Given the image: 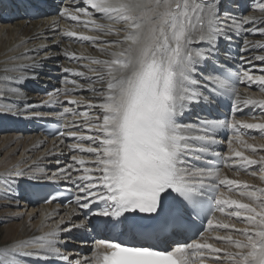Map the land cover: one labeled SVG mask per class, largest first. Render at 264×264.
I'll return each instance as SVG.
<instances>
[{"label":"snow or ice","instance_id":"1","mask_svg":"<svg viewBox=\"0 0 264 264\" xmlns=\"http://www.w3.org/2000/svg\"><path fill=\"white\" fill-rule=\"evenodd\" d=\"M82 2L93 11L78 6L71 11L67 6H58L56 0H18L28 14L40 15L45 10L55 9L58 17L52 21L50 30L58 25L60 18H66L104 35L119 36L123 32L120 40L105 43L126 46L119 51L100 48L99 51L109 52L112 57L104 60L65 52L69 59H86L102 67L97 70L81 65L88 70L85 72L61 66V73L83 78L86 83L62 80L71 83L73 88L54 89L46 93L49 99L39 103V107L64 102L85 105L100 109L99 116H90L87 111L78 113L69 107L44 113L29 103L23 91L24 83L39 79L42 61L34 60L27 66L33 73L31 76L4 75L0 79V84L5 85L16 82L15 87L0 91H10L18 98L11 104L0 105V117L43 119L58 116L63 120L68 115H81L82 126L96 133L93 136L71 130L59 132L61 137L95 144L96 147H84L80 143L68 145L70 151L88 153L95 157L94 160L73 155L70 158L73 163L63 167L57 160L56 171L50 174H37L27 168L15 169L0 177L3 195L13 199L21 185L31 193L36 187L33 181L71 182L75 191L69 190L72 199L67 202H74L79 209L73 210L68 219L60 220L46 237L35 241L38 249L25 251L27 242L0 249V264H23L29 259L33 264H205L208 259H214L216 264H264V188L221 178L220 172L224 160H233L231 167L245 171L251 166L264 170V156L253 159L235 149L222 156L215 151L221 143L218 136L228 129L237 133L234 139L245 148L253 152L264 150V146L257 149L239 135L240 128L264 132V123L213 118V112H218L228 99H234L233 109L239 104L264 109V98L247 97L241 101L237 88L239 83L256 84L264 92V75H252L251 67L241 70L230 55L233 45L241 52L264 50V42L246 39L249 35L264 36V16L244 15L247 8L252 7L246 6L245 0ZM253 3L255 10L264 13V0H253ZM94 13L122 27L97 23ZM62 35L87 42L101 39L70 29ZM51 39L58 47L55 38ZM52 46L40 45L31 51L38 54ZM57 56L48 51L43 60ZM239 59L249 65L254 60L264 64V55L248 59L241 55ZM23 67L14 66L3 71H20ZM259 71L264 72V67ZM97 83L101 86L95 87ZM76 90L97 93L98 103L68 98V93ZM61 94L65 96L63 102L59 99ZM195 109L201 114L194 122H185V117ZM61 127H81V122L71 121ZM231 143L230 139L229 146ZM251 174L256 175L255 172ZM220 185L230 189L233 186L255 188L240 192L253 203L224 199ZM63 195L62 192L49 195L45 203ZM225 207H234L235 210L226 214L245 220L249 226L237 229L235 225L217 222L215 213H224ZM214 227L230 233L235 231L243 239L231 234L206 236L205 232ZM92 231L130 235L140 242L93 241L91 254L86 257L67 251L76 240L86 244ZM209 240L225 242L235 250L217 248Z\"/></svg>","mask_w":264,"mask_h":264},{"label":"bare ground","instance_id":"2","mask_svg":"<svg viewBox=\"0 0 264 264\" xmlns=\"http://www.w3.org/2000/svg\"><path fill=\"white\" fill-rule=\"evenodd\" d=\"M58 6H67L71 11H74V7H89V11H93L90 6H87L82 0H56ZM248 7L244 12V15L251 16H264L258 10H255L253 0H245ZM2 14L4 18L2 17ZM5 15H9V19L5 18ZM58 17V12L55 9H48L40 14L38 17H32L25 12V9L19 6L18 0H0V79H3L4 75L17 77L20 75L31 76L33 73L27 70V66L31 65L34 60L42 61L41 69L38 70V80H26L24 83L23 91L26 93V97L29 103L37 106V110L50 113L53 112L51 105L48 107H39L41 100H47L49 97L46 95L48 92H53L54 89H72L71 83L62 82V80H77L78 83H86L85 79L77 77L68 73H61L60 67L71 68L78 71L88 70L81 67V65H89L90 67L101 69L102 65L94 64L89 60H73L69 59L64 53H76L78 56H91L100 60L111 59L109 52H101L100 48L108 49L109 51H119L120 48L125 47L123 44H110L105 41L120 40L124 35L123 32L119 36L116 35H104L100 32L90 31L85 28L82 23H78L66 18H60L57 26L52 27V21ZM94 19L97 23L107 24L113 23L115 27L120 28L122 25H115L114 21H108L101 19L99 14L94 13ZM83 19H87L84 17ZM91 27V26H90ZM73 30L78 33H85L86 35L101 37V39L87 42L79 41L76 38H67L62 35L65 30ZM52 37L59 43V46L53 44ZM249 41L264 42V36L261 35H249L246 37ZM239 43V42H238ZM40 45H53L50 49L40 51L38 54L32 49L37 48ZM51 51L57 53L58 56L55 59L43 60L47 52ZM234 57V63L241 69L245 70L251 67L252 75L259 76L264 75V72L259 71L264 67L260 61L254 60L252 65L244 63L239 59L241 55L248 59L251 56L264 55V50H257L253 52H241L237 45H233V51L230 53ZM14 66H24L20 71H9L4 73L5 68H13ZM94 75L93 73H88ZM16 86L15 81H10L8 84H0V89H10ZM100 87L99 83L94 85ZM239 91V99L242 101L247 97L254 99L264 98V92L260 91V86L253 84L251 86L245 83H239L237 85ZM97 93L90 91H71L68 93V98L84 99L96 104L98 101L95 99ZM18 98L10 91H0V105L11 104ZM59 99L65 101V96L61 94ZM232 105L235 102L231 100ZM58 107L59 112L63 107L73 108L78 113L89 112L90 116H99L101 110L98 108H88L85 105L73 106L66 102L62 104H52ZM239 108L248 109L250 114L237 121L247 123H264V109L260 106H250L239 104ZM22 107V105H21ZM201 114L199 109H195L190 115L185 117V122H194L197 115ZM29 120L41 121L43 119H24L16 118L12 116L0 117V177L9 175L15 169H27L32 168L37 174L51 173L56 171V161H60V167L65 164L73 163L71 156H83L86 160H94L95 157L82 152L70 151L68 145L70 144H83L84 147H96L95 144L83 140H69L68 138L48 139L43 135H40L34 128V125ZM66 122L77 121L81 122V127H73L81 135H93L95 132H88L83 126V117L81 115H68L65 117ZM239 134L249 145H254L257 149L264 146V132L259 129H244L240 128ZM236 135H230L223 142L226 145L224 156H227L233 149L244 151L246 156H250L253 159H259L260 156H264V150H258L253 152L234 139ZM232 140L229 146V140ZM62 141V142H61ZM234 163L233 160H226L224 166L220 168L221 178L227 177L232 180H239L242 184L255 186L257 188H264V170H261L257 166H251L250 171H245L243 168L231 167ZM93 167V165H86ZM255 172L256 175L251 173ZM75 175V174H74ZM48 185H53L54 182L61 185L72 186L71 182L66 181H49ZM39 182V181H35ZM3 181H0L2 185ZM220 192L224 193V199H235L243 203L252 204L253 202L245 196H241V191H254L255 188H235L230 189L228 186L220 185ZM15 199L4 196L3 188L0 187V249L4 247L20 242H27L25 251H32L39 248L38 241L41 237L56 229L60 220L68 219L73 210L79 211L76 204H70L68 206L48 205L43 209L35 207L29 199V194L25 191L24 186L17 188ZM19 205V206H16ZM253 206H255L253 204ZM235 210L234 207H225V212H216L217 222H223L235 225L237 229H243L248 227V223L245 220L230 217L226 213ZM259 211V209H257ZM87 211V210H84ZM94 219V217H93ZM63 227V225H61ZM231 234L234 238L243 239V236L237 232H229L228 230L213 228L210 232L205 233L209 235L225 236ZM196 239V238H195ZM103 240V239H101ZM99 241V240H98ZM209 243L215 244L217 248L227 249L233 251L234 246H231L225 242L217 240H209ZM93 240L87 239V243H82L80 240H76L74 244L69 245L67 251L78 253L80 256H90L92 251ZM223 257V253L219 254ZM23 264H33L32 260H25ZM205 264H216L214 259H208Z\"/></svg>","mask_w":264,"mask_h":264}]
</instances>
